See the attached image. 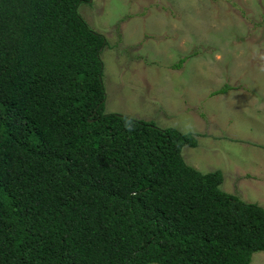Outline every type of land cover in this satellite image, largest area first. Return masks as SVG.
<instances>
[{
  "label": "trees",
  "instance_id": "1",
  "mask_svg": "<svg viewBox=\"0 0 264 264\" xmlns=\"http://www.w3.org/2000/svg\"><path fill=\"white\" fill-rule=\"evenodd\" d=\"M90 1L0 0V264H251L264 209L186 164L198 135L105 113Z\"/></svg>",
  "mask_w": 264,
  "mask_h": 264
},
{
  "label": "rangeland",
  "instance_id": "2",
  "mask_svg": "<svg viewBox=\"0 0 264 264\" xmlns=\"http://www.w3.org/2000/svg\"><path fill=\"white\" fill-rule=\"evenodd\" d=\"M79 12L108 42L105 113L197 134L186 164L221 171L222 191L264 209V0H91Z\"/></svg>",
  "mask_w": 264,
  "mask_h": 264
}]
</instances>
